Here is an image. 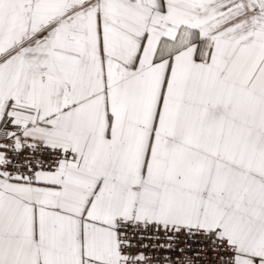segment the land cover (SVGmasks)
Listing matches in <instances>:
<instances>
[{"label":"snow or ice","instance_id":"obj_1","mask_svg":"<svg viewBox=\"0 0 264 264\" xmlns=\"http://www.w3.org/2000/svg\"><path fill=\"white\" fill-rule=\"evenodd\" d=\"M0 264H264V0H0Z\"/></svg>","mask_w":264,"mask_h":264}]
</instances>
